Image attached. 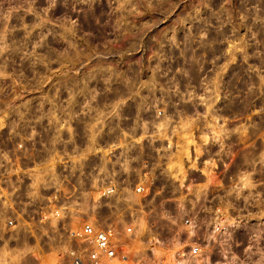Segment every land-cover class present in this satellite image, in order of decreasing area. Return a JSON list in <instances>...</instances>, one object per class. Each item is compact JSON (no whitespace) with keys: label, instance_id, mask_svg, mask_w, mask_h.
I'll list each match as a JSON object with an SVG mask.
<instances>
[{"label":"built area","instance_id":"2783aa9c","mask_svg":"<svg viewBox=\"0 0 264 264\" xmlns=\"http://www.w3.org/2000/svg\"><path fill=\"white\" fill-rule=\"evenodd\" d=\"M180 44L163 72L0 104L1 260L25 232L56 264H264V157L231 151L219 55Z\"/></svg>","mask_w":264,"mask_h":264},{"label":"rangeland","instance_id":"374dc122","mask_svg":"<svg viewBox=\"0 0 264 264\" xmlns=\"http://www.w3.org/2000/svg\"><path fill=\"white\" fill-rule=\"evenodd\" d=\"M222 21L229 34L217 44L210 38L223 34L216 30ZM259 28L264 0H0V88L6 92H0V104L16 105L38 94L40 105H47L54 86L63 96L67 75L163 72V54L181 41L219 55L212 62L206 55L202 68L213 63L226 75L242 74L246 48L249 73L264 76V65L253 61L259 54L264 61ZM19 234L18 248L6 247L0 264H56L59 250L53 244ZM155 254L167 251L158 248Z\"/></svg>","mask_w":264,"mask_h":264},{"label":"flooded vegetation","instance_id":"af4514ba","mask_svg":"<svg viewBox=\"0 0 264 264\" xmlns=\"http://www.w3.org/2000/svg\"><path fill=\"white\" fill-rule=\"evenodd\" d=\"M227 28L222 21L216 30L223 29V34L217 37L214 33V40L211 38L210 40L219 44V41L224 40L225 35L229 34L226 32ZM263 29L259 28V33L263 32ZM241 58L242 74L230 75L231 100L226 106L231 151L243 155H255L262 159L264 157V85L262 84L264 76L249 73L246 48ZM253 61L257 66L264 65L262 54L257 55Z\"/></svg>","mask_w":264,"mask_h":264},{"label":"bare ground","instance_id":"6f19581e","mask_svg":"<svg viewBox=\"0 0 264 264\" xmlns=\"http://www.w3.org/2000/svg\"><path fill=\"white\" fill-rule=\"evenodd\" d=\"M200 40H201V39H200ZM189 41H190V40H189ZM181 42H182V41H181ZM190 42H191V41H190ZM201 44H202V45H206V43H204L202 40H201ZM180 46H181V45H180ZM185 46H186V45H185ZM181 48H182V46H181ZM230 75H231V72H230ZM233 76H236V75H233ZM248 85H249V84H248ZM249 86H250V85H249ZM251 92H252V91H251ZM252 96H253V95H252ZM230 98H231V97H230ZM230 98H229L228 101H227V105H229V103H230V100H231ZM249 103H250V102H249ZM249 103H248V104H249ZM227 105H226V106H227Z\"/></svg>","mask_w":264,"mask_h":264}]
</instances>
